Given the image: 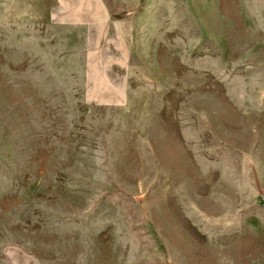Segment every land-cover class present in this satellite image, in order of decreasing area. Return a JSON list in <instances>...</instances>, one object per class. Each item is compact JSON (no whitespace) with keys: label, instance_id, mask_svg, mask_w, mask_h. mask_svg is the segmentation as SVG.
Returning <instances> with one entry per match:
<instances>
[{"label":"rangeland","instance_id":"1","mask_svg":"<svg viewBox=\"0 0 264 264\" xmlns=\"http://www.w3.org/2000/svg\"><path fill=\"white\" fill-rule=\"evenodd\" d=\"M0 264H264V0H0Z\"/></svg>","mask_w":264,"mask_h":264}]
</instances>
